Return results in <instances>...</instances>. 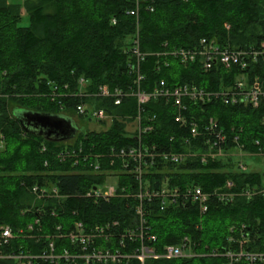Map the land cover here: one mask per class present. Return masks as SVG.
<instances>
[{
	"label": "trees",
	"instance_id": "trees-1",
	"mask_svg": "<svg viewBox=\"0 0 264 264\" xmlns=\"http://www.w3.org/2000/svg\"><path fill=\"white\" fill-rule=\"evenodd\" d=\"M136 6L137 0H25L22 4L0 0V222L16 224L21 209L31 205L32 197L24 184L45 183L50 179L62 191L74 192L100 182V177L87 172L65 173L70 165L57 159L55 151L79 142L87 152L106 151L112 145L134 142L127 122L138 109L135 96L129 95L115 105L112 98L72 94L53 100L51 92L55 85L62 88L66 84L70 92L76 91L81 77L89 81L91 91L101 85L111 89L136 87L130 63L136 62L131 46L137 26H140V50L146 54L140 64L145 76L141 87L146 91L160 79L172 86L188 82L206 89L219 87L217 76L201 70L198 64L183 65L171 57L170 66L165 67L163 57L158 54L165 50V42H168L166 49L192 48L202 37H215L223 46L234 48L264 40V0H145L138 16L131 15L128 11ZM23 9L29 17L27 26L21 24ZM81 102L106 108L113 119L103 130L83 128L73 143L49 141L28 132L17 116V111L26 109L75 118L76 106ZM145 107L147 114H157V120L143 137L144 142L166 150H184L186 143L174 122L173 106L165 100H150ZM193 110L197 115L216 117L231 135L233 128L237 133L243 127L240 140L248 147L253 146L255 138L264 143L261 123L264 107L214 100ZM198 144L193 141L194 146ZM43 146L47 147L45 151ZM45 161L49 164L45 165ZM153 175V180L159 183L174 175L170 179L173 184L196 182L210 191L224 185L227 179L235 181L237 190L259 184L263 173L238 172L231 158L206 163L195 158L179 165L157 166ZM131 183L135 181L121 177V186ZM126 201L117 196L110 202L94 204L71 198L67 205L88 211L98 221L125 216L130 221L132 211ZM150 223L158 236L157 251L189 235L198 255L151 258L146 264H225L223 255L209 253L233 247L228 241L233 225L246 223L256 232L255 245L263 249L264 194L249 199L240 196L228 203L212 197L204 214L195 205L178 206L158 212Z\"/></svg>",
	"mask_w": 264,
	"mask_h": 264
},
{
	"label": "built area",
	"instance_id": "built-area-1",
	"mask_svg": "<svg viewBox=\"0 0 264 264\" xmlns=\"http://www.w3.org/2000/svg\"><path fill=\"white\" fill-rule=\"evenodd\" d=\"M144 1L137 0V6L128 12L138 16ZM148 8L153 10L152 6ZM167 47L168 42H165V50L158 53L163 57L165 67L170 66L171 57L183 65L198 64L201 70L217 76L219 87L206 89L188 82L172 86L165 79H160L151 90L142 89L141 82L145 76L140 64L146 54L140 50V26L136 27L131 46L136 62L130 63V72L135 75L136 87L111 89L101 85L91 91L85 77L79 79V89L73 92L69 91L68 84L62 88L54 86L51 92L53 100L72 94L75 97L112 98L115 105H120L125 97L135 96L138 109L127 122L129 134L135 140L126 146L112 145L106 151L95 149L87 152L82 142L55 151L57 159L70 165L65 173L87 172L101 180L83 191L74 192L62 191L61 186L50 179L45 183L24 184L32 203L21 209L16 224L0 222V264H146V260L151 258H192L198 255V251L189 235L157 251L155 243L158 236L150 222L158 212L195 205L204 214L212 197L228 203L240 196L249 199L264 194V167L262 164L254 167L246 161L247 158H264L262 140L255 138L253 146L248 147L240 140L243 127L237 133L233 128L231 135L216 117L197 115L193 110L197 105L214 100L230 105L264 107V40L232 48L223 46L215 37H202L192 48ZM150 100H165L173 106L174 122L186 143L184 150H166L144 142L143 137L157 120V114H147L145 105ZM75 111L78 117L96 120L103 129L108 128L113 119V114L106 108L89 102L78 103ZM261 123L264 125V113ZM77 136L64 142L73 143ZM195 140L200 144L194 146ZM46 149L43 146L42 150ZM195 158L204 163L231 158L238 172L259 171L263 176L259 184L240 190L232 179L210 191L196 182L173 184L170 179L175 178L174 175L160 183L153 180L155 167L179 165ZM48 164L45 161V165ZM121 177L131 178L135 183L121 186ZM114 178L116 183L108 184ZM117 196L127 199L128 209L132 211L130 221L126 216L98 221L97 216L88 211L67 205L71 198L98 204L110 202ZM47 205L52 206L47 208ZM230 230L228 241L233 247L224 252L213 250L209 254L223 255L225 264H264V243L263 249L255 245L256 232L246 223L233 225Z\"/></svg>",
	"mask_w": 264,
	"mask_h": 264
},
{
	"label": "water",
	"instance_id": "water-1",
	"mask_svg": "<svg viewBox=\"0 0 264 264\" xmlns=\"http://www.w3.org/2000/svg\"><path fill=\"white\" fill-rule=\"evenodd\" d=\"M22 126L49 141L64 142L78 133V125L66 114L38 112L22 109L17 111Z\"/></svg>",
	"mask_w": 264,
	"mask_h": 264
},
{
	"label": "rangeland",
	"instance_id": "rangeland-1",
	"mask_svg": "<svg viewBox=\"0 0 264 264\" xmlns=\"http://www.w3.org/2000/svg\"><path fill=\"white\" fill-rule=\"evenodd\" d=\"M10 3H24L25 0H8ZM29 17L27 15V13L25 12V10L23 9V17H22V20H21V24L22 25H29ZM74 120V122L80 126L81 128H85L87 127V129L89 130H93V129H96V130H101L103 129L100 124L94 120V119H91V120H88L87 118H81V117H73L72 118ZM82 133L81 132H78L77 135L79 136L80 134ZM246 161L249 163V164H252V166L256 167L260 164H262L261 166L264 167V158H258V159H250V158H247ZM110 183V185H113L116 183V179H110L108 181V184Z\"/></svg>",
	"mask_w": 264,
	"mask_h": 264
},
{
	"label": "flooded vegetation",
	"instance_id": "flooded-vegetation-1",
	"mask_svg": "<svg viewBox=\"0 0 264 264\" xmlns=\"http://www.w3.org/2000/svg\"><path fill=\"white\" fill-rule=\"evenodd\" d=\"M79 129H78V132H80L81 130H82V128H80V127H78Z\"/></svg>",
	"mask_w": 264,
	"mask_h": 264
}]
</instances>
